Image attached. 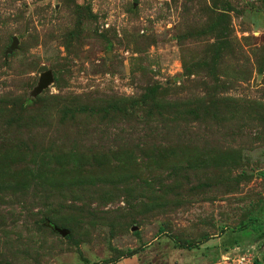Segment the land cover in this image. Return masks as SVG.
<instances>
[{
  "label": "rangeland",
  "instance_id": "obj_1",
  "mask_svg": "<svg viewBox=\"0 0 264 264\" xmlns=\"http://www.w3.org/2000/svg\"><path fill=\"white\" fill-rule=\"evenodd\" d=\"M255 259L264 0H0V264Z\"/></svg>",
  "mask_w": 264,
  "mask_h": 264
},
{
  "label": "trees",
  "instance_id": "obj_2",
  "mask_svg": "<svg viewBox=\"0 0 264 264\" xmlns=\"http://www.w3.org/2000/svg\"><path fill=\"white\" fill-rule=\"evenodd\" d=\"M262 222L263 221L259 220L258 218L255 219L254 225L252 226L254 231H262V227H263ZM204 240H206V239H204ZM201 243L185 242V241H180V240H177V239H173V246H174V248H177V249L192 250V249L197 248ZM140 251H141V249H136V250L130 251L123 258L130 259L133 256H135L136 254H138V252H140ZM116 262H114V263H116ZM263 262H264V259H263L262 262L257 260V259H255L253 261V264H262ZM101 264H113V263L112 262H110V263L109 262H102Z\"/></svg>",
  "mask_w": 264,
  "mask_h": 264
},
{
  "label": "water",
  "instance_id": "obj_3",
  "mask_svg": "<svg viewBox=\"0 0 264 264\" xmlns=\"http://www.w3.org/2000/svg\"><path fill=\"white\" fill-rule=\"evenodd\" d=\"M16 44H17V41H16V39H14L12 48H15ZM52 80H53V77H52V73L50 71L43 73L40 77V83L38 85L36 92L40 93L41 91L45 90L49 86V84L52 82ZM53 231H55L57 234H59L62 237H66L68 234V231H66L64 229L57 228V227H54Z\"/></svg>",
  "mask_w": 264,
  "mask_h": 264
}]
</instances>
